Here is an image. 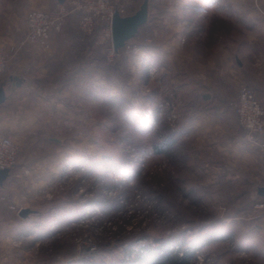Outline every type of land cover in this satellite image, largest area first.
Returning <instances> with one entry per match:
<instances>
[{
	"label": "rangeland",
	"instance_id": "rangeland-1",
	"mask_svg": "<svg viewBox=\"0 0 264 264\" xmlns=\"http://www.w3.org/2000/svg\"><path fill=\"white\" fill-rule=\"evenodd\" d=\"M141 2L122 0L123 15ZM55 3L33 0L26 13ZM244 9L248 0H149L148 21L112 61L99 43L94 87L78 88L79 126L47 148L54 168L27 178L20 202L1 209L0 232L19 205L34 212L17 226L27 239L5 235L0 264L138 263L162 246L190 251L188 264H264V131L249 140L232 107L239 87L252 89L240 48L263 32L249 29ZM215 102L238 129L185 132L189 118L217 123L219 111L202 110Z\"/></svg>",
	"mask_w": 264,
	"mask_h": 264
},
{
	"label": "crops",
	"instance_id": "crops-1",
	"mask_svg": "<svg viewBox=\"0 0 264 264\" xmlns=\"http://www.w3.org/2000/svg\"><path fill=\"white\" fill-rule=\"evenodd\" d=\"M252 1L248 0V9H244L253 20L248 27L255 33L263 32L250 36L246 49L239 48L240 54L248 60V82L255 95L264 101V18L258 20V12L253 9ZM68 2L56 0L50 9L57 4L67 5ZM254 3L263 8L264 15V0H254ZM32 5L33 0H0V47L8 57L7 67L0 73V84H5L7 91L6 100L0 104V136L10 137L19 146L16 162L0 185V193L10 192L7 200L0 198V212L20 202L16 192L28 190L27 178L31 181L32 177H43L54 168L53 163L50 166L49 160H55V156L47 148L53 149L58 142H63L65 130L79 126L76 108L81 90L78 88L80 85L84 89L94 87L90 85V76L97 62L104 60L105 48L95 41V35H85L79 30L78 14L71 15L62 30L50 36L47 47L30 43L21 45L20 41L26 32L24 14ZM240 9L237 7L238 12L234 11L233 14L239 16ZM86 80L87 84L81 83ZM217 95V92L211 93L216 99L219 98ZM203 107V111H219L218 122L208 118L203 122L189 118L185 132L192 133L198 129L201 134L211 133L214 137L213 134L217 136L222 129L230 136L238 129L235 119H224L230 118L232 113L224 110L225 106L221 102L205 104ZM20 208H27V202L19 205L18 211ZM28 220L19 215L11 216L8 220L11 230L0 232V245L12 235L27 239V231H19L17 226Z\"/></svg>",
	"mask_w": 264,
	"mask_h": 264
},
{
	"label": "built area",
	"instance_id": "built-area-1",
	"mask_svg": "<svg viewBox=\"0 0 264 264\" xmlns=\"http://www.w3.org/2000/svg\"><path fill=\"white\" fill-rule=\"evenodd\" d=\"M121 1L71 0L68 5L58 4L53 9H31L25 15L26 32L20 44L30 43L47 47L50 36L62 30L69 16L78 14V28L83 34L95 35V30L101 28L95 36V41L105 44L106 58L112 61L119 52L116 53L112 46L110 23L114 12L123 15ZM7 63L8 57L0 47V73L6 69ZM232 107L249 140H254L263 133L264 105L250 87L238 88ZM18 154V144L8 136H0V169L10 170Z\"/></svg>",
	"mask_w": 264,
	"mask_h": 264
},
{
	"label": "water",
	"instance_id": "water-1",
	"mask_svg": "<svg viewBox=\"0 0 264 264\" xmlns=\"http://www.w3.org/2000/svg\"><path fill=\"white\" fill-rule=\"evenodd\" d=\"M62 2V0H59ZM149 14V0H142L139 8L132 14L121 15L117 11L114 12L110 28H111V40L112 46L116 53L124 47L126 42L133 38L139 31V28L143 26L148 20ZM7 98V91L5 84H0V104H2ZM9 175V169H0V185L7 179ZM257 192L260 196H264V186L257 188ZM34 210L30 208H20L18 215L22 218L28 217Z\"/></svg>",
	"mask_w": 264,
	"mask_h": 264
},
{
	"label": "trees",
	"instance_id": "trees-1",
	"mask_svg": "<svg viewBox=\"0 0 264 264\" xmlns=\"http://www.w3.org/2000/svg\"><path fill=\"white\" fill-rule=\"evenodd\" d=\"M170 136L164 140L165 148L155 147L156 152H163L171 144ZM162 247H158L154 250H149L147 254L139 252L137 254V259L139 258L138 263H134V259L123 264H188V259L191 256L190 251H186L183 256H178L176 253H171L164 251Z\"/></svg>",
	"mask_w": 264,
	"mask_h": 264
}]
</instances>
